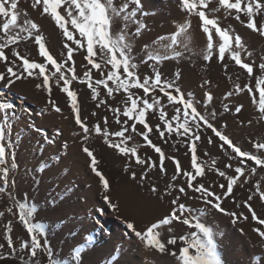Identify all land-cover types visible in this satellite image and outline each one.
<instances>
[{
    "label": "rangeland",
    "instance_id": "374dc122",
    "mask_svg": "<svg viewBox=\"0 0 264 264\" xmlns=\"http://www.w3.org/2000/svg\"><path fill=\"white\" fill-rule=\"evenodd\" d=\"M34 2L35 0H18V9L24 14L21 21L27 18L39 25L40 34L43 35L49 52L63 64L68 59L64 45L71 42L66 41L63 31L51 16L42 15L39 6L32 7ZM122 2L124 0H114L117 5ZM193 2L197 7L189 15L182 10L179 0H142L143 11L147 15H138L134 19H138L147 27L139 36H134L132 33L136 24L129 22L126 30L128 34L124 41L128 44V55L137 65L135 71L141 81L146 76L152 77L154 69L150 65L154 62L143 63L145 56L167 55L169 59L155 64V70L160 72L162 79L175 80L186 98L190 93L197 110L209 117L210 122L228 135L242 151L264 159V150L255 147L258 143H264V113L259 111L260 89L264 88V70L259 67L264 63V36L246 27L247 17L243 13L240 14V20H237L235 10L228 12L219 4V0H208V7L204 9L206 15L210 19H215L219 27L228 29L233 37L235 35L241 37L245 45V49L240 53L242 62L253 67V73L249 76L246 70L236 65L230 58V53L226 52L223 62L220 61L218 48L221 41L214 28L213 48L209 53L207 34L203 33L201 20L196 15V12L201 10L199 0ZM66 8L65 4L58 11L68 21L69 30H73L70 18L65 12ZM133 8L135 5L130 4L129 11ZM76 15L74 12L73 16ZM256 20L258 27L264 25V12L257 14ZM123 23L122 17L114 20L111 28L114 38L119 34L120 25ZM184 23H190V27L176 37L178 41L176 45L166 48L165 45L171 44L172 34L177 33L180 25ZM74 35L76 39H81L77 31H74ZM161 36L165 39L160 40ZM81 44L82 47L72 44L76 49L73 61L77 78L71 81L69 87L77 93L81 120L89 128L87 139L84 138L83 129L75 122V112L70 106L69 98L61 90L63 82L61 81L60 85L56 84L57 77L50 79L51 94L43 87L40 89L35 87L42 82L41 77H25L10 88L0 87V102H8L15 106V118L7 122L0 121V126L5 127L6 138L14 141L18 164V170H13L16 184L14 186L11 184L13 171H10V182L7 186L0 182V187L5 189L0 191V212L4 213L0 216V244L4 245V248L0 249V257L6 255L8 257L7 260L0 261V264H21L19 259L21 255L28 259V249L20 250L25 241L30 242V234L19 219V203L26 205L25 211L33 206L37 208L30 219L42 225L44 236L39 237L41 244L43 245L46 236L53 250V258L58 264H80L75 256L77 250L82 253L84 264H183L179 258L182 248L189 247V255L195 258V246L205 241L203 234L195 227L173 221L169 225H161L155 229L154 231L159 232L158 239L166 246L165 252L147 245L127 228V222H133L138 230L146 229L152 223L168 216L173 210L171 201L177 196L180 197L177 208L179 203H184L192 209H205L203 214L191 215H202L201 222L213 227L222 264H264V238L259 237L254 231L257 228L264 231V225H259L252 219L245 205V201L251 195L252 199L248 203L258 217L264 218V200H261L258 194H254L257 185L264 191V168L256 166L253 161H246L244 176L233 186L232 194L224 196L228 183L226 177L236 175L234 169L241 166V160L234 158L235 154L227 146L222 150L219 147L221 142L212 131L202 128L196 155L197 164L204 169V176H196L193 185L203 184L210 191L221 195V206L225 211L236 212L241 218L233 223V217L205 205L203 200L198 198L199 194L187 188L189 177L184 173L196 175V172L186 138H178L175 132L171 135L165 132L164 139H161L155 128L160 124L161 130L164 129V124L159 119V108L149 110L146 120L153 131L148 135L164 154L162 172L160 154L156 153L139 134L144 131L143 126L137 124V131L132 132V121L123 116L125 108L130 106L125 92L123 90L114 92L109 97L102 85L94 84L99 95L97 99L92 98L84 73L90 71V78L95 81L106 79L112 69L105 65L103 57L97 55L94 60L102 65L101 76V73L86 61V38L81 40ZM232 46L233 50H236L234 41ZM95 50L99 53L98 46ZM13 51H19L30 61L46 63L39 55L34 39L22 41L6 49L9 59H15ZM175 52L181 55L176 57ZM209 55L210 59L206 60L205 57ZM68 67H73V64L64 65L62 70L71 78V73L66 71ZM47 70L50 74L54 68L49 64ZM0 72L6 74L4 63H0ZM119 73L123 77L122 68ZM176 73L180 74L178 80L175 77ZM205 81L210 83L206 84ZM237 84L241 87L251 86L254 98L247 90L237 94L235 92ZM109 86H114L111 81ZM130 91L136 96L144 97L142 89L132 88ZM208 92L213 97L210 103L205 100V94ZM228 92H232L233 95L228 97L226 95ZM153 96L160 99L167 119L172 121L175 127L176 121L172 118L176 116L175 108L179 105H169L167 98L162 97L158 91L144 98L151 102ZM101 99L105 100L106 104L97 107ZM49 100H53L61 108V112H55ZM205 103L207 107L204 106ZM225 104L231 111L224 110ZM241 104L243 109L236 114L235 107ZM115 109L120 110V123H117ZM182 112L183 109L181 122ZM212 112L216 113L214 119L210 116ZM105 117L108 120L107 124L104 123ZM125 121L129 129L125 136H130L131 139H128L124 146L135 147L137 155L146 160L143 165L135 163L134 156H124L108 146V142L116 143L121 139L112 136L111 133L121 130ZM96 124H100L101 134L95 133ZM104 132L109 135L105 137ZM209 137L212 139L211 144L208 143ZM85 147L93 152L98 161V170L109 180L110 188L107 194L110 202L104 199L103 186L90 167V158L83 151ZM173 158L180 162L179 175L176 174ZM8 159L10 166L11 159L10 157ZM152 162H155V167L150 166ZM41 163H47L50 168L43 175L35 174V179L40 181L37 187L32 173H35V169ZM229 164L232 165L231 168L226 167ZM252 168H256L255 173L251 171ZM218 170L224 171L226 176L220 177ZM221 184L225 185L224 189L219 187ZM66 186L71 192V199L62 203V198H56L61 196ZM152 187L157 189L155 193L150 191ZM180 187L185 188L186 196L179 193ZM68 194L69 192H63L64 196ZM50 199H56L55 210L48 203ZM112 204L118 205V209L114 210ZM8 208H12V212H8ZM184 215L190 217L187 212ZM242 216H247L248 219L245 220ZM9 238L16 249L15 255H8ZM172 238L176 239V243L168 244V240ZM173 252L176 255H172ZM46 256V253L38 251L37 257L29 264H34L35 260H39L40 264H51Z\"/></svg>",
    "mask_w": 264,
    "mask_h": 264
},
{
    "label": "snow or ice",
    "instance_id": "6c2138e0",
    "mask_svg": "<svg viewBox=\"0 0 264 264\" xmlns=\"http://www.w3.org/2000/svg\"><path fill=\"white\" fill-rule=\"evenodd\" d=\"M67 5L65 9L66 15L70 18V23L73 26V30H69L67 27L68 21H66L65 16L58 11L63 5ZM134 4L135 8L129 11V5ZM179 4L183 11L191 15L194 9L197 7L196 3L193 0H179ZM219 4L228 12L235 10L236 16L235 19L240 20V14L243 13L247 17L246 27L253 32H258L259 35L264 36V25L258 27L257 25V14L264 12V0H219ZM199 5L201 10L196 12V15L199 16L201 20V26L203 33L207 34V48L209 53L213 48V33L212 28L215 29L216 34L219 36L221 43L218 48V58L223 62L225 58V53H230V58L235 62L236 65L240 66L242 69L246 70L249 76L253 73V67L242 62L241 51L245 49V45L241 40L239 35L234 37L230 34L229 30L226 28H221L218 26L215 19H210L206 15L204 9L208 7V0H199ZM40 7L42 15L51 16L55 21L56 25L63 31L66 41L71 43H66L64 45L66 49L67 61H64L63 64L58 62L54 56L49 52L46 44L44 42V37L40 34L39 25L27 18L21 21L22 14L18 9V0H0V63L6 65V74L5 72H0V87L10 88L17 81L24 79L25 77H41L42 82L35 85L37 89L45 88L49 94H51V77H57L56 84L60 85L61 81L63 82L62 91L67 95L70 100V106L75 112V122L77 125L83 129L85 133V139H87V134L89 128L81 120L80 109L77 102V93L70 90V84L73 79H76L73 54L76 50L72 44L77 47H82L81 40L86 38L87 41V56L86 61L88 65L95 68L103 76V70L101 63H97L94 60V57L100 55L105 60V65L110 66L112 71H110L106 79H97L95 81L90 78V71L84 73L85 79L88 81V88L92 92V98L97 99L98 92L96 86H103L106 89L107 95L111 97L114 92H119L123 90L127 95V102H130V106L126 107L123 116L132 121L131 131H137V124L142 125L144 128L143 132L139 134L142 136L143 140L151 147L154 148L156 153L160 154V170L164 171L163 161L164 154L160 147L153 144L149 139L150 133H152L153 128L149 125L146 120L147 113L149 110H156L159 108V119L164 124V129L161 130L160 124L155 126L156 132L161 139H164L165 132L171 135L173 132L177 134L178 138H186L188 142L189 149L192 153L191 162L195 168L196 175L191 173H184L185 176L189 177L187 188L194 193L199 194L198 198L203 200L205 205H210L213 209L220 213H225L233 217V223L237 219L241 218L237 216L236 212H226L225 209L221 206L222 196L217 195L214 191H210L208 187H205L203 184L193 185V181L196 180V176H204V169L201 165L197 164V142L201 140L200 132L202 128H207L212 131V133L219 139L221 142L219 147L223 150L227 146L234 154V158H240L241 166L234 169L235 176H227L228 181L226 186V191L223 194L224 196H229L233 192V186L237 183L242 176H244V165L246 161H253L256 166L264 168V159H261L257 155H253L249 152L242 151L240 147L236 146L233 143V140L229 138L228 135L220 131L212 122H210L209 117L204 116L201 112L197 110L194 101L191 99V94H188L186 98L185 94L181 89L176 85L175 80L169 81L162 79L159 71L155 70V64L160 63L163 60L169 59L167 55H147L145 56L143 63H149L153 61L154 63L150 65L154 69V76L145 77L141 81L140 76L137 74L135 69L137 68L136 63L132 62V58L128 55V44L125 43V36L128 34L126 30L129 27V22L136 24L135 31L132 33L134 36H139L141 32L147 27L146 24L141 23L136 18L138 15L146 16L147 13L143 11L142 0H124L120 4L114 3V0H35L32 7ZM218 11V9H214ZM76 13V16H73V13ZM124 21L120 25V32L118 35L113 37L111 32L112 25L116 18H121ZM243 23V21H241ZM211 26V27H210ZM190 27V23L181 24L177 33H173L171 36V44L165 45L166 48H171L173 45L178 43L176 37L187 31ZM74 31H77L81 39H76ZM34 39L35 44L38 46L39 55L43 57L46 63H37L30 61L26 56H22L19 51H13L12 55L15 59H9V56L6 54V49H9L10 46L18 45L22 41ZM160 40H164L165 37H159ZM233 41L235 43L236 50H233ZM99 48V53L95 50L96 47ZM147 48V46H145ZM174 55L179 57L181 53L175 52ZM205 59H210V55L206 56ZM19 61V64L17 62ZM72 63L73 67H68L66 71L71 73V78L65 74L64 65ZM52 65L54 71L50 74L47 70V65ZM261 70H264V63L259 65ZM123 69V77H121L119 70ZM58 74V76H57ZM179 73L175 74L176 80L179 79ZM109 81L112 82L114 86H109ZM83 82V81H82ZM205 83H210L205 81ZM132 88L142 89L144 97L151 95L154 92H159L162 97H166L169 105H179L175 108L176 116L172 119L176 121V126L173 127L172 121L167 119V113L164 111L163 107L160 105V99L153 96L152 101L149 102L148 99L144 97L136 96L130 90ZM247 90L250 96H253L251 86L241 87L239 84L236 85L235 92L237 94L245 92ZM228 97L233 95L232 92L226 94ZM212 94L210 92L205 94V100L210 103L212 102ZM126 102V103H127ZM52 109L59 113L61 108L56 105L53 100H49ZM102 104H106V101L101 99L97 107ZM207 107V103L204 105ZM181 109H183L182 116L183 122L180 121ZM243 109V105L235 107V113L239 114ZM112 110V109H110ZM225 111H231L227 104L224 105ZM259 111L264 113V88L260 89V107ZM117 113V123H120L119 114L120 110L115 109ZM95 115V113H93ZM216 113H210L212 119L215 118ZM16 116L15 106L8 102H0V121L7 122L11 119H14ZM104 123L107 124V117L104 118ZM42 131V130H41ZM95 133L101 134L102 129L100 124H96L94 128ZM127 121L121 127V130L111 133L112 136L121 138L116 143L108 142L110 148L118 150L124 156H134L135 163L143 165L146 163L145 159H142L137 155V149L135 147L127 148L124 146L128 139L131 137H126L125 133L128 132ZM103 135L107 137L109 133L104 132ZM47 139V136H45ZM54 143V141H52ZM208 143H212L211 137L208 138ZM258 150H264V143H258L255 145ZM7 148V152H6ZM83 151L90 158V167L95 173L103 186L105 192L104 199L110 202V197L107 194L109 192V180L105 178L104 174L98 170V161L92 151L88 147L83 148ZM11 163L9 166V158ZM176 174H180V162L173 158ZM155 167V162H152L150 165ZM227 168H231L232 165H226ZM50 168V165L47 163H41L33 174V179L35 180V185L38 187L40 181L35 179V174L43 175L47 169ZM18 170V164L16 162V154L14 151V141L6 138L5 127L0 126V182L4 186H7L10 182V171ZM251 171L255 173L256 168H252ZM67 174V173H66ZM218 174L220 177H225L226 174L224 171H219ZM133 178H135V173H133ZM175 179V177H173ZM11 184L14 186L16 184V178L13 171L11 178ZM221 189L225 188L224 184L219 186ZM4 187H0V191H4ZM151 192L155 193L157 189L152 187ZM179 193L182 195H187V192L184 187L179 188ZM63 192H69L67 196L63 195ZM258 194L261 200H264V191L260 190L259 185L256 186L255 193ZM62 203L67 202L71 199V192L69 187L66 186L62 190L61 196L56 199H61ZM56 199H50L48 203L52 206L53 210L56 208ZM180 197H175L171 203L173 205L172 212L158 222L152 223L150 226H147L146 229H137V225L133 222H127V228L140 239L145 241L147 245L155 247L160 252L167 251L166 246L159 239V232L154 231L161 225H169L173 221L182 222L184 225L193 226L203 234L205 238L204 242H200L195 246V258L189 255V247H183L180 253V259L183 261V264H222L221 257L217 251V241L214 238V230L211 226H206L205 223L201 222L202 215H191L193 213L203 214L205 209H192L187 207L184 203H179L178 208L176 207ZM252 199L250 195L245 201V205L248 208V211L251 213L252 219L256 220L259 225H264V218L257 216V213L252 210L251 205L248 203ZM114 210L118 209V205H111ZM26 205L24 203H19V219L22 221L24 227L26 228L27 233L30 234V242L25 241L21 245V251L28 249V259L26 260L23 255L19 257L21 264H29L30 261H33V258L37 257L38 251L40 253H46V259L51 262V264H58V261L53 258V250L49 246L46 236L44 237V243L41 244V239L39 237L44 236V229L39 223H34L31 217L33 213L37 211V208L33 206L32 208L25 211ZM8 212H12V208H8ZM189 213L190 217H185V213ZM179 213V215L177 214ZM4 215L3 212H0V216ZM242 215V214H241ZM243 219L247 220V216H242ZM193 220L195 223L193 224ZM10 231V229H9ZM259 237L264 238V231H261L259 228L254 230ZM90 239V238H89ZM181 239H184L181 237ZM176 239L172 238L168 240V244H175ZM8 246V255H15L16 249L13 247L12 239L7 240ZM4 248L3 244H0V249ZM172 255H176L175 252ZM76 259L80 261V264H84L82 259V253L77 250L75 253ZM7 255L0 257V261L7 260ZM259 259V257H257ZM34 264H40L39 260H35Z\"/></svg>",
    "mask_w": 264,
    "mask_h": 264
}]
</instances>
